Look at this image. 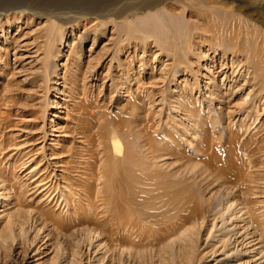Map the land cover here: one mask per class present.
Masks as SVG:
<instances>
[{"label":"bare ground","instance_id":"bare-ground-1","mask_svg":"<svg viewBox=\"0 0 264 264\" xmlns=\"http://www.w3.org/2000/svg\"><path fill=\"white\" fill-rule=\"evenodd\" d=\"M122 4L114 7L110 3L101 7L92 2L91 9L78 13L58 6L47 9L39 4L34 9L23 10L20 13L22 15L14 18L18 23L23 18L25 25L30 24L32 19L39 21V25L45 20L41 36L45 39L43 58L39 62L43 79H49L46 83L56 78L63 81V89L72 84V95L79 89L81 79H84V89L90 77L100 79L101 75H97L98 66L110 70L117 64L126 83H122V78L114 79L115 92L122 86V90L130 94L131 82L136 79L127 73L128 68L138 75L146 74L147 71L151 72L150 75L154 74V67L150 66L146 55L156 49L169 62H161L160 72L169 80V84L174 81L177 85L168 98L171 109L178 114L172 120L177 121L178 126L183 123L193 137L202 136L209 127H215L219 120L211 115L216 111V103L228 106L240 88L250 89L242 105L235 107L241 115H245L244 120L257 114L261 103L264 106V0H130ZM45 5L48 4L45 2ZM90 24L92 30L86 29V35L92 33L94 36L90 51H94L101 29L105 32L107 27H112V43L104 50L110 53V63L104 67V63L100 64V58H93L83 70L82 35L76 36L80 42L77 46L75 40L68 41L67 38L78 27L86 28ZM3 29H0V37L4 35ZM65 47H73L68 56L64 54ZM205 48L208 49L207 53L212 54L211 64L206 67L207 75H204L207 100L205 97L193 98L186 88L189 78L194 81L191 82L192 86H200L199 76L195 74L198 72L190 57L201 59V49ZM124 54L132 55L133 61L124 63ZM60 58L66 59L62 65V77L58 73ZM71 60L75 64L70 66ZM218 74L223 75V78L219 79ZM181 77L182 83L187 85L184 88L178 86ZM241 79H246L243 87H239ZM55 83L58 84V80ZM57 90L60 94L64 92ZM153 98L151 94H131L127 103L118 108L116 118L109 119L102 114L104 122L101 124L92 115V129L81 128L82 137L92 139V150H87L92 157L86 164L87 168L84 167L89 176L85 180L82 178L85 175H81L75 184L72 183L73 188H66L69 195L63 192L58 198L53 195L54 200L57 198L56 204L63 201L67 212L63 218L49 219L52 229L58 233L72 231V237L76 238L79 234V242L87 243V246L97 243L95 249L98 252L101 249L103 253L97 264H149L151 260L155 264V258L159 264H166L173 256L169 251L175 247L183 253L181 256L176 253V259H180L181 264H197L202 255L198 257L195 254V238L201 234L203 225L211 219L212 229L217 219L229 215V219L239 220L237 225L244 223L242 229L247 231V235L257 238L250 243L258 242L255 246L260 245L259 253L264 259V175L254 171L255 168L253 172H249L250 168L248 173L245 170L250 166L253 168L251 156L256 149L248 143L242 145V153L251 159L252 165L244 157L236 159L237 162L233 157V164L232 161L230 164L224 163L222 169L219 165L220 170L217 171L215 167V170L205 167L198 169L184 164L176 173H166L159 167V161L167 155L172 156L170 147H173L171 144L162 147L158 143V131L148 126L146 106L151 104ZM192 126L193 129H190ZM231 134L233 136L229 138V143L234 147L239 136L235 132ZM165 135L168 136L167 133ZM97 137L98 140H95ZM94 140L99 141V146ZM181 170L185 174L179 173ZM191 173H195V176L191 177ZM3 183L6 186L5 181ZM8 188L0 185V200L5 194L2 190ZM216 197L222 199L219 210L212 202V198ZM5 218L8 222L4 235L0 237L5 242H14L18 236L22 237L16 232H23V226L17 225V216L13 218L7 214ZM207 232L208 236L211 235L209 230ZM222 237L219 243L225 249L227 236ZM75 248V252L67 253L62 245L58 246L49 264H80L79 246ZM217 252L214 250L212 256ZM229 254L225 253L224 259H214V264H249L251 261L229 260L233 256Z\"/></svg>","mask_w":264,"mask_h":264},{"label":"rangeland","instance_id":"rangeland-1","mask_svg":"<svg viewBox=\"0 0 264 264\" xmlns=\"http://www.w3.org/2000/svg\"><path fill=\"white\" fill-rule=\"evenodd\" d=\"M44 1L48 5H45ZM129 1L0 0V15H2L0 17V22H2L0 23V29L4 28V35L0 37V185L9 187L6 190H2L3 194H5L0 200V236L4 235L5 224L8 222V219L5 218L7 214H10L13 218L17 216V225L19 227L23 226V232H16L17 235L22 234V237L18 236L14 242H5L0 237V264H49L56 248L60 245H62L63 249H66L67 253L75 252V246H79L80 264H97L102 258V250L100 249L101 252H98V249H95L97 243H93V246L92 243L87 246V243L82 244L79 242V234L76 238V236L72 237V231L55 232L49 223V219L63 218L65 216L67 209H64L63 201L61 200L56 204L58 196H60L61 192L69 195V191L66 188H73L72 183L75 184L81 178V175H85V177H82L85 180L89 176L85 169L88 166L86 165L87 162L92 157L90 153H87V150H92V139L89 140L82 137L81 128L92 129L93 116L95 121L101 124L104 122L101 118L102 114L109 119L116 118L119 114L118 108L127 103L131 98V94L140 95L145 93L146 95L151 94V98L154 97L151 104L146 106V114L148 115L145 114V117H147L146 121L148 120L150 123L147 124L153 131H158V143H161L162 147L166 144H171L173 147H170V152L173 155H167L159 161V167L162 168V171L176 173L184 164L188 167L196 166L198 169L205 167V169H216L217 171V169L223 168L224 163L230 164L232 161L231 164H233L240 157L241 159L244 157L246 161L249 160L248 164L252 165L254 162L253 168L250 165V167H247L248 164H245L247 168H244L247 173L249 168V172L255 168L254 171L257 170L258 173L264 175V106L261 103L257 114L254 113V116L246 120L243 117L245 115H241L242 113L235 108L241 106L247 98L250 89L246 90L247 87H243L246 79L240 80L239 87L244 89L240 88V91L233 96L231 104L227 106L226 104L216 103V111L211 115L219 120L215 127H209L202 136L193 137L185 129L183 123L178 126L177 121H174V117H177L178 114L171 109L168 98L177 85L174 81L169 84V80L165 79V75L163 76V73L160 72L161 62L165 61V64L169 62L156 49H152V51L154 50L152 54L146 55L150 66L154 67V74L150 75L151 72L147 71L146 74L141 73L139 76L135 71H131L128 68L127 73L129 72L136 79V81L131 82L130 94L128 92L125 93V90H122V86L120 90L115 92V83L113 84V81L122 77L121 69L117 64H114V68L110 70L108 67L104 70L102 65L98 66L97 75H101L100 79L97 80L95 77H90V80H86V89H84L85 83H82L84 79H81L79 89L70 95L72 84L67 85L63 89L62 80L52 78L51 83L48 84L46 80L49 79L44 80L41 74L39 60L43 58L42 47L45 39L41 36L45 20L43 21L44 24L41 23V25H39V21L34 19L31 20V23L29 21L30 24L27 25L24 24L25 20L23 18L20 23L14 20V18L22 15L20 13L23 10L34 9L39 4L44 5L43 7H47V9L57 8L58 6L62 9L66 8V11L71 10L78 13L91 9L92 2L102 7L108 6L110 3H113L114 6V2L117 4L115 6H122V3L125 4ZM63 19L66 20V16ZM11 25L13 26L11 27ZM86 29L92 30L91 24L86 28L78 27L72 33V36L69 33L67 38L68 41L75 40V43H77L75 46H77L80 44L77 41V37L82 35L81 42L84 43L83 60L85 62V65L82 66L83 70L86 69V63L92 62L93 58H100L99 60L102 62L100 64L104 63V67L108 66L110 53L108 50L107 53L104 50L108 49L112 43V27H107L105 32L101 29L100 37L97 39L95 47H93L94 51H90L94 36H92V33L86 35ZM40 48H42L41 52ZM70 49L69 47L63 49L66 56L71 52ZM207 50V48L201 49L203 51L201 59L194 56L190 57L198 72L195 74L199 76L200 86L198 87L196 84L192 86L191 82L194 81H191V78L186 80L187 83L189 82L188 86L186 85L187 87L182 83V77L178 83L179 87L184 88L183 86H185L193 98L196 99L200 97L203 99V97L207 96L205 89L206 67L210 66L212 58V54L207 53ZM102 54L105 55L103 56ZM139 57L142 58V54ZM122 60L128 64L133 61V58L130 54H124ZM65 61V58H60L58 61L60 77H62L64 72L62 65ZM72 64H75V61L71 60L70 66ZM217 72L219 73V70ZM218 78L222 79L223 75L218 74ZM56 80H58L60 85L55 83ZM122 83H126L123 78ZM127 85L125 84L124 86ZM57 89L64 91L63 94H60ZM162 92H164V95ZM207 102H205V105H207ZM186 126L189 125L186 124ZM190 129H193V126ZM233 132L239 136V139L233 145L234 147L229 143V138L233 136L231 134ZM165 133L168 134L167 137ZM95 140H98V137ZM95 140L94 142L99 146V141ZM245 143L256 149V154L254 153L251 156V158L253 157L252 163L251 159H247L245 154L242 153L244 152L242 151L244 150L242 145ZM229 147L230 149L232 148V151ZM252 147L250 148L252 149ZM238 156L239 158H237ZM227 160L230 161L227 162ZM182 171L179 173L185 174ZM189 175L192 177L195 176V173ZM3 181H5L6 186ZM10 186L12 187L10 188ZM55 187L57 191H54ZM53 195L57 197L56 200H54ZM218 198H212V202L216 207L220 205L222 200ZM219 209L218 207L217 210ZM233 211L234 209L232 213ZM229 218L230 216L227 215L224 219H217L212 229L211 219L205 222L204 228L202 227L200 230L201 234L198 238H195L197 245L195 249L198 251L195 250V254L197 253L198 257H200L199 255L203 256L200 257L203 261L199 258L200 261L197 264H214V259H224V255L227 252L230 253L229 255H233L229 260L243 259L251 260L249 264H264L263 255L259 253L260 245L256 247L255 245L258 242L250 243L252 240H257V238L254 239L253 236L247 235V231L242 229L244 223L237 225L239 220L236 221ZM207 230H209V233L211 232V235L209 234L208 236ZM250 231L251 229H249V233H251ZM74 234L76 235V233ZM222 236H227V248L225 249L219 243V239L223 238ZM215 245H217L216 248L213 247ZM213 249L219 252L215 256H212ZM95 251L98 253H95ZM169 253H172L171 259L173 261L170 259L166 264H181L180 259H176V253H180V256L183 253L179 252L177 247L173 251H169ZM153 262L155 264L158 262L157 264H159L157 258ZM149 264H152V260L149 261Z\"/></svg>","mask_w":264,"mask_h":264}]
</instances>
